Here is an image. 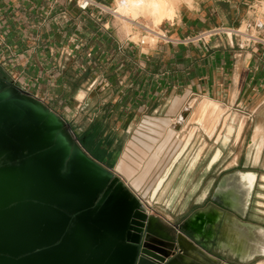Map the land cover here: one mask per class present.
<instances>
[{"label":"crops","instance_id":"crops-1","mask_svg":"<svg viewBox=\"0 0 264 264\" xmlns=\"http://www.w3.org/2000/svg\"><path fill=\"white\" fill-rule=\"evenodd\" d=\"M97 1L85 12L76 0H0V71L119 168L166 228L193 218L207 247L195 244L187 264L264 263V34L230 33L247 0L180 1L152 42L153 21L129 31L113 0ZM235 108L246 112L237 122Z\"/></svg>","mask_w":264,"mask_h":264},{"label":"water","instance_id":"water-1","mask_svg":"<svg viewBox=\"0 0 264 264\" xmlns=\"http://www.w3.org/2000/svg\"><path fill=\"white\" fill-rule=\"evenodd\" d=\"M198 100L190 96L173 129ZM85 143L0 71V264H187L195 244L207 247L192 217L166 228Z\"/></svg>","mask_w":264,"mask_h":264},{"label":"built area","instance_id":"built-area-1","mask_svg":"<svg viewBox=\"0 0 264 264\" xmlns=\"http://www.w3.org/2000/svg\"><path fill=\"white\" fill-rule=\"evenodd\" d=\"M76 2L79 8L85 12L88 10V8L100 4L97 0H76ZM245 5L246 16L242 21L241 26L230 31V33L244 36L246 38L245 42L247 43L263 42L262 37L264 34V0H247L245 2ZM219 31H221L220 28L205 30L195 35L194 37H187L185 41L192 42L193 40H206L208 37L217 34ZM157 36L164 37L161 33H158ZM238 112L243 114L246 113L242 110V108H235L233 114L237 115ZM136 195L141 199L143 205L150 213L154 212L150 209L149 204L145 202V200L139 193H136Z\"/></svg>","mask_w":264,"mask_h":264},{"label":"bare ground","instance_id":"bare-ground-1","mask_svg":"<svg viewBox=\"0 0 264 264\" xmlns=\"http://www.w3.org/2000/svg\"><path fill=\"white\" fill-rule=\"evenodd\" d=\"M180 1H183V0H120V3H121V7L123 9H126L128 14H131L133 16H135V15L138 16V15L144 14V13L150 14L152 16H155L157 18V20L161 21L162 18L173 15V9H174L176 3L180 2ZM117 12H119V11H117ZM127 18L132 19L131 17H127ZM132 21H135V20L132 19ZM145 28H148V30L151 31L152 33L156 34V36L159 33L157 31H155L154 29H151L147 26ZM233 130H234V127L232 125H230L229 131L232 132ZM241 183H242V181H241Z\"/></svg>","mask_w":264,"mask_h":264},{"label":"rangeland","instance_id":"rangeland-1","mask_svg":"<svg viewBox=\"0 0 264 264\" xmlns=\"http://www.w3.org/2000/svg\"><path fill=\"white\" fill-rule=\"evenodd\" d=\"M113 2H114V4L115 5H117V8H118V11L120 12V14L122 15V16H124L125 18H127V17H131L132 19H134L135 21H132V19H130V18H128L129 20H130V25H127V28H128V30L130 31L131 30V28H132V26L131 25H133V23H135L136 22V19L137 18H139V20L141 19V18H144L145 20H149L151 23H152V21H153V26H148L149 28H151V29H154L155 31H159V28H157L156 26H158L162 21H163V19H165V18H171L172 16H167V17H165V18H162V20L161 21H159V20H157V18L155 17V16H152V15H150V14H140V15H135V16H133V15H131V14H128V12L126 11V9H123L122 7H121V3H120V0H113ZM179 2H177L176 3V5L178 4ZM176 5H175V7H174V9L176 8ZM174 9H173V14H174ZM176 10V9H175ZM132 21V22H131ZM144 29H147L148 30V28H144ZM149 31V30H148ZM135 39H138V37H135ZM157 39V36H156V34H154V33H152L151 31H149V33H148V36L147 37H145V40L146 41H154V40H156ZM213 102V101H212ZM214 103H217V102H214ZM218 104V103H217ZM202 107V106H201ZM223 107H222V111H223ZM225 111V110H224ZM201 109H200V115H201ZM206 114H208V115H211L210 114V112H208V113H206ZM206 114H204V115H206ZM228 114H230V112H228ZM201 116H203V115H201ZM234 119H235V122H237V120L239 119L238 118V116L236 117V115H234V114H232V116H230V120H233L234 121ZM237 119V120H236ZM240 119H242V117L240 118ZM135 193H136V191H135ZM147 204H148V202H146ZM261 264H264V263H261Z\"/></svg>","mask_w":264,"mask_h":264}]
</instances>
